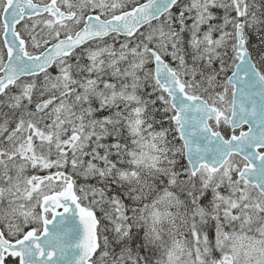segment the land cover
<instances>
[{"label": "snow or ice", "instance_id": "snow-or-ice-1", "mask_svg": "<svg viewBox=\"0 0 264 264\" xmlns=\"http://www.w3.org/2000/svg\"><path fill=\"white\" fill-rule=\"evenodd\" d=\"M0 264H264V0H0Z\"/></svg>", "mask_w": 264, "mask_h": 264}, {"label": "water", "instance_id": "water-1", "mask_svg": "<svg viewBox=\"0 0 264 264\" xmlns=\"http://www.w3.org/2000/svg\"><path fill=\"white\" fill-rule=\"evenodd\" d=\"M245 128H247V125H245ZM246 130V129H245Z\"/></svg>", "mask_w": 264, "mask_h": 264}, {"label": "flooded vegetation", "instance_id": "flooded-vegetation-1", "mask_svg": "<svg viewBox=\"0 0 264 264\" xmlns=\"http://www.w3.org/2000/svg\"><path fill=\"white\" fill-rule=\"evenodd\" d=\"M246 129V128H245ZM5 231H6V229H5Z\"/></svg>", "mask_w": 264, "mask_h": 264}, {"label": "rangeland", "instance_id": "rangeland-1", "mask_svg": "<svg viewBox=\"0 0 264 264\" xmlns=\"http://www.w3.org/2000/svg\"><path fill=\"white\" fill-rule=\"evenodd\" d=\"M218 255V254H217Z\"/></svg>", "mask_w": 264, "mask_h": 264}]
</instances>
